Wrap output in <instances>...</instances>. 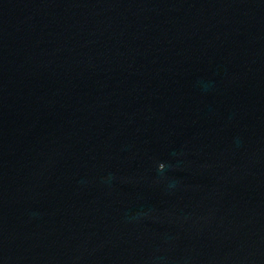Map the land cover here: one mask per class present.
Wrapping results in <instances>:
<instances>
[{"label":"water","instance_id":"1","mask_svg":"<svg viewBox=\"0 0 264 264\" xmlns=\"http://www.w3.org/2000/svg\"><path fill=\"white\" fill-rule=\"evenodd\" d=\"M0 264H264V0H0Z\"/></svg>","mask_w":264,"mask_h":264}]
</instances>
